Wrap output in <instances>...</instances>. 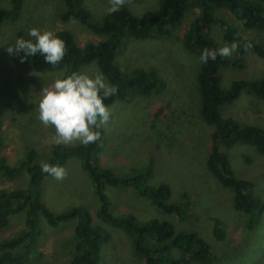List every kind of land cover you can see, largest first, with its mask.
Listing matches in <instances>:
<instances>
[{
  "label": "rangeland",
  "instance_id": "rangeland-1",
  "mask_svg": "<svg viewBox=\"0 0 264 264\" xmlns=\"http://www.w3.org/2000/svg\"><path fill=\"white\" fill-rule=\"evenodd\" d=\"M159 0H128L135 13L155 9ZM94 20L109 13L110 0H83ZM8 0H0V6L8 7ZM63 9L60 0H24L18 21L7 22L0 28V158L9 166L23 161L28 152L33 153V163L40 165L50 156L55 130L38 119L39 92L57 78L62 71L43 74L29 73L20 54H9L6 49L18 37L28 38L29 28L52 31H68L79 46L99 43L105 36L87 29L78 21L62 22ZM197 10L188 11L179 29L169 40H129L119 53L117 63L123 71L135 68L153 70L166 88L149 97H135L126 102H116L110 109L107 124L102 125L103 138L96 163L125 176L131 169H141L150 162L152 174L146 185L165 183L170 187V202H178L186 196L188 203L182 219L161 214L148 199L124 186L105 187L109 200V213L114 217H133L140 223L148 220H166L176 228L196 231L216 251L215 264H264V216L254 230H247L246 217L232 208V194L222 188L209 174L205 164L212 150V129L199 117L197 76L200 59L182 44V35ZM219 17L233 18L226 12ZM236 23V22H235ZM237 26L239 24L236 23ZM243 39L256 41L264 50V31L241 29ZM218 49L226 46L222 30L214 26L209 32ZM231 48V46H229ZM234 50L227 57H232ZM243 69L225 68L221 72L223 86L235 79L264 78V57L253 52L245 56ZM98 68L87 64L80 72L94 74ZM222 117L264 129V100L253 99L242 93L230 105L222 107ZM65 145V144H64ZM76 147L75 141L66 144ZM230 164L237 177L253 184L254 194L264 199V156L252 147L237 144L228 151ZM65 175L57 180L49 175L41 185V199L53 214L72 208H84L90 223L100 226L110 234V240L101 248L98 264H143L133 253L129 236L121 229L110 226L97 217L99 202L90 178L80 167L76 157H70L62 165ZM26 173L8 180L0 177V190L24 189ZM24 212L10 217L7 227L0 229V240L15 236L24 229ZM222 221L226 237L217 242L211 235L213 219ZM76 219L58 227L46 225L39 218L41 237L38 252L40 259H30L25 264H68L74 245Z\"/></svg>",
  "mask_w": 264,
  "mask_h": 264
},
{
  "label": "trees",
  "instance_id": "trees-1",
  "mask_svg": "<svg viewBox=\"0 0 264 264\" xmlns=\"http://www.w3.org/2000/svg\"><path fill=\"white\" fill-rule=\"evenodd\" d=\"M60 1L63 4L59 14L62 22L78 21L87 29L103 34L104 40L79 46L68 31H60L55 35L65 42L66 52L59 64H47L39 55L27 58L22 64L32 74L60 70L66 76L94 63L107 80L118 88L114 96L105 100L109 108L116 102L149 97L166 88L153 70L121 69L117 57L129 40H169L181 26L185 14L197 10L198 15L190 21L182 35V44L189 52L200 58L204 49L219 50L209 34L214 26L221 28L225 45H236L232 57L217 53L215 60L209 58L207 63L200 61L197 76L199 117L212 129V150L205 164L207 171L222 188L230 191L233 210L246 217L245 228L249 231L256 229L264 216V199L254 194L253 184L249 180L234 174L228 151L240 144L252 147L264 156V129L239 123L231 117L223 118L221 110L242 93L253 99L264 100V78L235 79L225 87L221 72L225 68L243 69L246 62L244 56L249 52L264 57L262 46L256 41L244 40L241 32V29L264 31V0H159L155 9L140 14L130 9L128 0H124L118 11L109 12L100 20H94L83 0ZM8 2V7L0 6V28L7 22L18 21L21 16L24 0ZM219 12L228 13L233 20L219 17ZM98 131L100 139L87 146L52 145L50 156L44 163L62 166L70 157L79 160L82 171L93 184L99 202L97 217L129 236L133 253L143 264H215L216 251L196 231L178 229L166 220L151 219L140 223L133 217H114L109 213L110 204L104 193L105 187L131 188L148 199L159 213L180 219L184 217L188 200L183 196L178 202H170L171 190L167 184H145L152 174L151 162L144 168L131 169L122 177L97 165L96 157L103 138V131L100 128ZM23 172L28 176L24 189L0 190V229L8 226L11 216L21 212L25 214L24 229L13 237L0 240V264H25L30 259H40L41 253L37 250L42 234L40 217L53 228L76 219L73 232L75 240L68 264H98L101 248L109 242L110 234L100 226H93L87 211L82 207L60 214H53L45 207L41 199V185L49 174L41 170V164L33 163L32 152H28L16 166H9L4 158H0V177L12 180ZM211 235L217 242L225 239L227 234L221 220L213 219Z\"/></svg>",
  "mask_w": 264,
  "mask_h": 264
},
{
  "label": "clouds",
  "instance_id": "clouds-1",
  "mask_svg": "<svg viewBox=\"0 0 264 264\" xmlns=\"http://www.w3.org/2000/svg\"><path fill=\"white\" fill-rule=\"evenodd\" d=\"M110 3L108 11L114 12L119 10L124 0H110ZM26 35L27 39L18 37L14 44L8 45L6 51L17 55L22 52L21 62L39 55L45 63L55 66L64 59L65 42L52 31L32 27ZM235 48L233 44L231 48L226 45L215 51L204 49L199 59L207 63L209 58L215 60L217 53L227 56ZM117 92V86L110 83L99 69L92 75L73 72L55 79L51 85L41 89L38 119L43 125L54 128L52 143L66 145L78 141L87 146L100 139L98 129L107 124L110 118V109L105 100ZM41 170L57 180L65 175L64 168L57 164L42 163Z\"/></svg>",
  "mask_w": 264,
  "mask_h": 264
}]
</instances>
